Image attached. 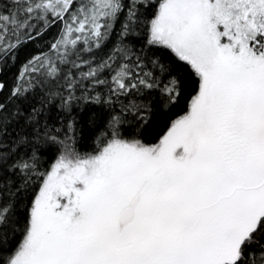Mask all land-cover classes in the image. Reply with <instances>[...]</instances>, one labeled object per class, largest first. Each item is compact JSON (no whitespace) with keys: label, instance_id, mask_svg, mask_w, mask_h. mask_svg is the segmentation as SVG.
<instances>
[{"label":"snow or ice","instance_id":"obj_1","mask_svg":"<svg viewBox=\"0 0 264 264\" xmlns=\"http://www.w3.org/2000/svg\"><path fill=\"white\" fill-rule=\"evenodd\" d=\"M0 264H264V0H0Z\"/></svg>","mask_w":264,"mask_h":264}]
</instances>
